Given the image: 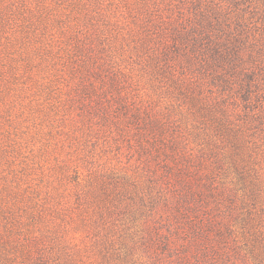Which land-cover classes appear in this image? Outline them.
<instances>
[{
  "label": "rangeland",
  "instance_id": "rangeland-1",
  "mask_svg": "<svg viewBox=\"0 0 264 264\" xmlns=\"http://www.w3.org/2000/svg\"><path fill=\"white\" fill-rule=\"evenodd\" d=\"M258 63L264 0H0V264H264Z\"/></svg>",
  "mask_w": 264,
  "mask_h": 264
},
{
  "label": "trees",
  "instance_id": "trees-1",
  "mask_svg": "<svg viewBox=\"0 0 264 264\" xmlns=\"http://www.w3.org/2000/svg\"><path fill=\"white\" fill-rule=\"evenodd\" d=\"M246 71L248 79L246 84L247 99L252 108L259 107L262 109L261 101L264 100V64L258 63V65L249 66ZM259 119L264 124L263 115L259 116Z\"/></svg>",
  "mask_w": 264,
  "mask_h": 264
}]
</instances>
